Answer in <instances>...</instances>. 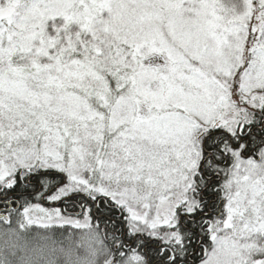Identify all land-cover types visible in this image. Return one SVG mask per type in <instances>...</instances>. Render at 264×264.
Wrapping results in <instances>:
<instances>
[{
	"label": "snow or ice",
	"instance_id": "snow-or-ice-1",
	"mask_svg": "<svg viewBox=\"0 0 264 264\" xmlns=\"http://www.w3.org/2000/svg\"><path fill=\"white\" fill-rule=\"evenodd\" d=\"M0 264H264V0H0Z\"/></svg>",
	"mask_w": 264,
	"mask_h": 264
}]
</instances>
